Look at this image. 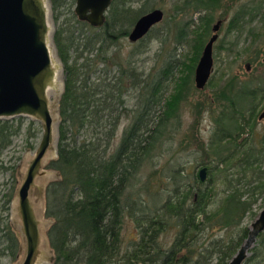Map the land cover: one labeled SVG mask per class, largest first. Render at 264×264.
I'll return each instance as SVG.
<instances>
[{"label":"trees","instance_id":"1","mask_svg":"<svg viewBox=\"0 0 264 264\" xmlns=\"http://www.w3.org/2000/svg\"><path fill=\"white\" fill-rule=\"evenodd\" d=\"M52 1L54 7L60 3ZM133 1L112 0L103 26L80 21L85 27L76 36L71 32L57 39L64 88L56 157L47 164L56 178L44 190V214L51 220L46 237L53 253L48 264H228L248 235L243 219L264 195V128L260 130L256 122L264 100V79L230 78L198 102L212 120L211 133L204 142L192 125L185 138L193 141L201 159L198 165L207 167L209 182L216 174L218 192L215 185L202 188L198 172L179 166L168 167V188L150 194L148 204L127 192L141 170L162 152L168 128H174L172 122L180 124V104L210 36L214 12L236 0H174L171 18L191 13L177 26L175 40L188 41L192 57L187 58L189 65L176 61V67L183 69L166 97L163 82L174 75L172 61L152 78L134 65L147 37L137 41L140 51H131L124 60L119 52L109 54L152 3L144 0L133 16ZM263 4L256 0L237 8L229 30L241 32L257 16L264 17ZM259 53L255 50L253 61ZM133 91L136 103L130 108ZM124 117L130 121L115 143ZM18 130L0 122V150ZM12 198V192L6 194L4 205ZM126 217L133 220L137 239L123 249L121 230ZM170 230L173 240L163 249L159 238ZM262 236L252 248L256 258L264 254ZM18 251L17 236L0 220V264L2 258H14Z\"/></svg>","mask_w":264,"mask_h":264},{"label":"rangeland","instance_id":"2","mask_svg":"<svg viewBox=\"0 0 264 264\" xmlns=\"http://www.w3.org/2000/svg\"><path fill=\"white\" fill-rule=\"evenodd\" d=\"M54 7L53 1L48 0V23L50 26V48L54 53L56 60L59 63V78L56 86L50 94L51 112L54 122L57 127L60 122L59 115V100L64 88V70L62 61L59 56L57 47V39L61 40L67 34L73 32L76 36L82 29L83 24L77 19L74 12L76 0H56ZM256 0H236L228 5L227 9H217L214 12L211 28L216 21H221V26L218 30V37L213 44L212 58L213 67L209 80L203 89H198L194 82V72L190 89L184 100L180 104L179 118L180 124L172 122L174 128H168V135L164 138L162 152L158 153L152 164L145 167L138 175V179L134 180L128 188L131 192V198L139 197L142 201H146L150 194L162 192L164 188H168V167H183L191 172H198L201 165H198L201 160L199 153L195 151V146L190 138H185V135L190 126L195 125V134L198 139L207 141L211 129L213 127L212 120L206 110L198 105L205 98H209L221 84L228 79L239 80H257L264 79V17L260 16L244 25L241 32L229 30L228 24L241 5L254 3ZM144 0H134L130 4L132 15H137L142 9ZM264 3V0H262ZM229 2H226L227 5ZM174 0H152L147 12L153 9H161L164 13L161 22L156 24L144 37V50L137 53L135 56L134 65L137 71L148 74V78H152L160 73L162 66H165L168 60L172 61L174 66V75H170L167 80H164L163 85L165 97L172 93L177 77L181 74L180 65L176 61L185 60L188 65L189 59L192 57V52L188 41L177 43L175 34L177 26L185 22L191 16L189 12L186 15H180L177 18H171L174 13ZM146 12V13H147ZM264 14V4L262 9ZM137 13V14H136ZM108 12H106V16ZM193 19H196L197 13L192 14ZM136 19V18H135ZM85 27V26H84ZM83 27V28H84ZM133 25L129 26V32ZM87 32L88 29L84 28ZM250 31V33H248ZM149 34V35H148ZM213 34L211 31L210 35ZM128 35L118 39L117 43L110 48L109 54L119 52L121 57L126 58L131 51L139 49L138 42L132 43L128 40ZM190 38V36H189ZM188 38V39H189ZM209 36L207 37V39ZM187 39V40H188ZM230 48V49H229ZM255 50H259L258 60L253 61L252 57ZM70 57H73L71 52ZM252 59V60H251ZM247 64L249 69H246ZM102 66H100L101 68ZM106 69H111V66H106ZM115 68H113L114 70ZM178 69V70H177ZM195 70V69H194ZM186 71V70H185ZM128 100V106L133 108L136 103V92ZM264 108V100L257 115V126L260 130L264 128V117L259 118V114ZM159 109V107H158ZM12 125L13 130L19 129L17 133L9 137V144L0 150V220L7 223L19 241L18 255L14 258H2V264H21L25 256V240L22 234L21 222L17 213V189L23 180L27 165L33 156L35 149L41 138V125L38 121L28 117H14L11 119H3ZM129 118H123L117 131L115 143L118 141L121 131L125 125L129 123ZM197 123V124H196ZM58 134V133H57ZM56 145L49 148L44 156L42 170L45 175L38 177L35 181V186L30 189L29 197L34 206L38 219L41 220L40 233L42 235V263L48 264L53 253L48 244L46 231L51 223V220L45 217V195L44 190L46 185L56 178V173L47 167L48 162L56 157ZM153 173V176H149ZM209 173L207 172L206 180L201 187L209 188L214 186L215 191H219L221 186L215 174L213 182H209ZM128 190V191H129ZM12 192L13 198L8 205H4L6 194ZM264 205V195L258 197L253 204L251 214H247L242 222V227L250 228L251 222L257 217L261 208ZM121 230L123 238V249L130 245L132 239H137V230L133 220L126 217ZM225 230H222L220 235H223ZM174 231L170 230L163 233L159 238V243L163 249L168 248L173 240ZM243 243V242H242ZM241 246V245H240ZM239 246V247H240ZM238 250V249H237ZM235 254V253H234ZM259 264H264V258Z\"/></svg>","mask_w":264,"mask_h":264},{"label":"water","instance_id":"3","mask_svg":"<svg viewBox=\"0 0 264 264\" xmlns=\"http://www.w3.org/2000/svg\"><path fill=\"white\" fill-rule=\"evenodd\" d=\"M112 0H76L74 12L81 21L101 27ZM163 11L153 9L142 14L128 33L135 43L162 21ZM221 21L212 26L213 34L204 45L194 70V82L203 89L212 72L213 44ZM48 0H0V120L28 117L41 125V138L28 162L17 189V213L25 240V256L21 264L42 263L41 220L38 219L29 191L38 177L45 175L42 163L50 147L57 145L58 131L51 112L50 94L59 78V63L50 48ZM264 117V109L259 118ZM56 147V146H55ZM203 182L207 167L199 168ZM264 229V205L252 221L248 236L228 264H243L258 233Z\"/></svg>","mask_w":264,"mask_h":264},{"label":"flooded vegetation","instance_id":"4","mask_svg":"<svg viewBox=\"0 0 264 264\" xmlns=\"http://www.w3.org/2000/svg\"><path fill=\"white\" fill-rule=\"evenodd\" d=\"M107 11H108V9H107ZM106 11V12H107ZM78 19V18H77ZM79 20V19H78ZM81 21V20H80ZM105 21H106V13H105ZM105 21H104V23H105ZM86 22V21H85ZM89 24V23H88ZM222 24V23H221ZM103 26V25H102ZM97 28H99V27H97ZM211 31H212V29H211ZM212 35V34H211ZM210 35V36H211ZM209 36V37H210ZM209 39V38H208ZM246 69L248 70L249 69V65L247 64V66H246ZM264 109V108H263ZM259 116H260V114H259ZM252 223V222H251ZM251 225V224H250ZM250 229V228H249ZM248 232H249V230H248ZM262 235H264V229H263V231L262 232H260V233H258L257 234V236H256V238H255V241H254V244H253V246L248 250V255H247V257H246V259H245V261H247L246 263L247 264H259V263H261V261L263 260V258H264V254H262L261 256H260V258H259V256L256 258L255 257V255H256V252H255V250L253 251L252 250V248L253 247H255V246H257L258 245V242L260 241V238L261 237H263ZM248 236V235H247ZM244 261V262H245ZM244 264V263H243Z\"/></svg>","mask_w":264,"mask_h":264}]
</instances>
